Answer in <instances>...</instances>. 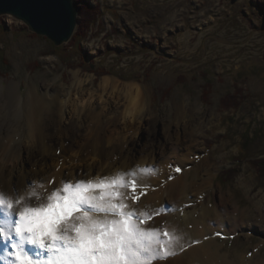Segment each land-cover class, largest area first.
I'll use <instances>...</instances> for the list:
<instances>
[{"label":"rangeland","instance_id":"obj_1","mask_svg":"<svg viewBox=\"0 0 264 264\" xmlns=\"http://www.w3.org/2000/svg\"><path fill=\"white\" fill-rule=\"evenodd\" d=\"M79 4L93 10L95 19L83 36L61 47L12 16L0 17L2 85L16 83L23 99L30 89L43 95L48 83H57L64 92L79 81L89 84L85 92L97 90L105 76L142 85L159 123L146 122L138 135L141 148L153 140L152 127L159 135L166 123L181 124V129L173 127L179 132L187 127L166 156L173 166L200 164L206 157L213 178L204 202L212 210L224 196L229 208H220L224 221L238 220L242 226L232 233L215 223L213 241L234 263L264 264V172L253 164L264 158V0ZM83 24L84 16H79L76 33ZM1 98L6 100L5 93ZM197 196H191V204L200 203Z\"/></svg>","mask_w":264,"mask_h":264},{"label":"bare ground","instance_id":"obj_2","mask_svg":"<svg viewBox=\"0 0 264 264\" xmlns=\"http://www.w3.org/2000/svg\"><path fill=\"white\" fill-rule=\"evenodd\" d=\"M74 75L77 78V73ZM88 85L79 81L78 87L64 92L57 83H48L43 95L30 89L23 99L16 83L5 87L0 80V192L14 199L18 190L20 196L25 197L33 182L43 200L61 186V181L75 183L128 172L134 167H151L158 174L147 181L150 187L133 207L149 212L169 207V211L156 215L145 225L167 227L170 231L176 228L183 233L184 255L165 264H179L185 259L187 264H238L222 256L217 241H213L215 223L226 226L225 230L232 233L242 226L238 220L224 221L220 208L229 209L224 196L218 198L212 210L204 202L213 178L212 169L207 165L209 160L202 157L200 164L191 166V162H176L173 166L166 156L176 135L187 127L179 132L173 127L181 129V124L166 123L160 135L152 127L153 140L146 141L141 148L138 135L145 125L147 128L146 122L159 123L153 115L146 89L138 83H123L112 76L103 77L97 90L85 92ZM4 93L6 100L1 98ZM62 96L63 102H57ZM95 101L102 105L94 108ZM177 110L183 109L179 106ZM66 140H70L67 146ZM176 140L180 142L182 137ZM28 142L26 147L24 143ZM176 168L182 171L178 173ZM66 170L70 171L69 175L64 173ZM53 180L52 186L49 182ZM40 184L44 188H40ZM193 195H199L201 204H191ZM32 202L35 205L39 201L33 199ZM22 206L14 205L13 211L18 212ZM0 248L4 249L3 243ZM257 259L256 256V262Z\"/></svg>","mask_w":264,"mask_h":264},{"label":"snow or ice","instance_id":"obj_3","mask_svg":"<svg viewBox=\"0 0 264 264\" xmlns=\"http://www.w3.org/2000/svg\"><path fill=\"white\" fill-rule=\"evenodd\" d=\"M156 174L151 167H134L103 178L61 181L43 200L35 183L28 186L25 197L18 190L14 199L0 192L4 245L0 260L4 264H159L174 258L185 248L183 233L145 226L169 207L152 212L133 207ZM138 188L143 191L137 192ZM33 199L39 202L34 205ZM19 204L23 206L14 212Z\"/></svg>","mask_w":264,"mask_h":264},{"label":"water","instance_id":"obj_4","mask_svg":"<svg viewBox=\"0 0 264 264\" xmlns=\"http://www.w3.org/2000/svg\"><path fill=\"white\" fill-rule=\"evenodd\" d=\"M5 15L23 22L30 32L61 47L76 33L79 8L76 0H0V17Z\"/></svg>","mask_w":264,"mask_h":264},{"label":"trees","instance_id":"obj_5","mask_svg":"<svg viewBox=\"0 0 264 264\" xmlns=\"http://www.w3.org/2000/svg\"><path fill=\"white\" fill-rule=\"evenodd\" d=\"M77 6L79 8V16L83 17L84 16V26L82 31L77 32L76 35H74V38H78L80 36H83L85 34V29L88 27L91 23H93V20L95 19V12L91 10L89 7L86 5H80L81 0H76ZM254 165L258 166L261 172H264V158L259 159L253 162Z\"/></svg>","mask_w":264,"mask_h":264}]
</instances>
